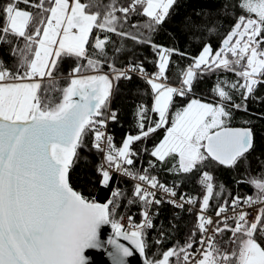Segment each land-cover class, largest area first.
I'll return each instance as SVG.
<instances>
[{"label": "snow or ice", "instance_id": "1", "mask_svg": "<svg viewBox=\"0 0 264 264\" xmlns=\"http://www.w3.org/2000/svg\"><path fill=\"white\" fill-rule=\"evenodd\" d=\"M177 0H3L0 3V50L9 48L14 58L8 67L0 60V264H89L87 250L107 253L111 264H128L133 249L144 255L146 231L154 228L153 205L167 202L183 208L196 204V198L181 195L176 188L160 182L149 169L167 167L176 175L190 179L199 175L206 194L196 213L195 229L188 240L163 251L162 258L147 264H264V174H251V155L255 149L252 127H229L233 110L247 112L246 101L257 86L264 85V0H238L222 4L225 14L238 7L242 13L223 39V46L214 51L204 44L198 56L180 69V84L171 86L167 73L173 54L185 56L178 49L152 43L143 36L124 30L132 14L147 18L143 25L155 32L170 16ZM31 9V10H29ZM95 9V10H94ZM119 14V15H118ZM200 15V14H198ZM185 27L196 31L211 30L207 23L189 18ZM103 32V38L94 33ZM114 34L138 43L151 44L158 60L156 71L148 74L142 63L129 61L116 67L115 57H109L106 46ZM22 44V46H21ZM124 51L123 48L116 52ZM68 58L67 85L60 91L59 102L49 95L54 90V72ZM107 65L109 72L103 71ZM234 73L237 80L219 79L213 93L219 99L213 103L190 98L177 110L169 124V113L175 98L189 97L199 79L208 73ZM146 80L153 97L150 107L137 106L136 135H127L117 147L107 133L109 121L118 120V112L110 107L117 83L131 80L132 74ZM241 95L237 103L234 95ZM258 98V97H257ZM155 113L158 119L149 118ZM250 124V121H245ZM166 135L151 150L148 168L135 169L139 151L132 145L147 140L158 129ZM91 133L90 149L102 154L96 166L99 184L108 188L114 175L132 179L135 183L127 205L139 203V223L129 209L127 227L118 216L125 197L119 187L111 189L104 203L89 199L74 190L69 172L80 159L79 150ZM256 159H260L256 157ZM245 180L256 189L255 196L243 199L235 196L230 204L217 207L216 222L205 215L214 196V176L206 170L214 166L240 170ZM128 166V167H126ZM221 191L224 185H219ZM157 192L164 197L157 198ZM253 208L252 213L241 205ZM227 205V207L225 206ZM231 208L232 215L227 212ZM251 216V219L249 218ZM233 221L230 224L228 221ZM223 225L221 227L220 225ZM110 226L113 235L102 238V229ZM163 227V226H162ZM173 224V228H175ZM231 235L223 242L217 236ZM165 235L164 231L160 236ZM120 241H127L131 247ZM161 239L155 243L159 245ZM194 243L199 247L194 248Z\"/></svg>", "mask_w": 264, "mask_h": 264}, {"label": "trees", "instance_id": "2", "mask_svg": "<svg viewBox=\"0 0 264 264\" xmlns=\"http://www.w3.org/2000/svg\"><path fill=\"white\" fill-rule=\"evenodd\" d=\"M104 2H107V0H104ZM118 2L123 3V0H118ZM225 2L232 3L238 2V0H177L173 9L170 10L169 18L166 19L165 23L157 31L149 33L143 27L148 22L147 18L138 14L130 16L129 22L124 25V30L138 34L137 28H139L143 36L149 38L152 43L169 49H178L180 52L186 54L185 56L173 54L169 66L170 70L167 73V82L171 86L178 87L180 84V69L186 68L191 63L190 58L198 56L204 44L211 45L213 50L216 51L221 41L233 27L237 16L239 14L247 15V13H242L238 7L235 11L229 9L228 13L225 14L224 11H221L222 4ZM0 3H3V0H0ZM189 18L197 23L209 24L211 30L201 29L194 33L192 29L185 27V22ZM133 24L137 25V28H133ZM94 33L101 38L106 35L97 30H94ZM107 35L111 37V40L106 46V51L109 57L116 58V67L123 68L131 61L133 63H142L148 74L156 71L158 57L151 44L138 43L132 39L121 38L114 34ZM118 48H123L124 51L117 53L116 49ZM0 60H3L8 67L13 66L14 58L9 54L7 46H3L2 50H0ZM70 67H72V63L66 58L59 65V71L54 72L55 86L54 90L49 94L54 102L58 100L60 90L67 85L66 75ZM103 71H110L106 64L103 66ZM218 78L239 79V77H236L231 72L217 71L204 75L199 79L194 92L189 97L175 98V103L169 113V124L167 126H171L175 112L186 106L190 98L201 99L203 102L208 103L217 101L219 98L214 95L213 87L218 82ZM234 99L237 103H240L241 95L236 93ZM140 104L148 107L151 106V88L143 77L133 73L131 80L121 79L117 83V88L110 105L111 108L118 112V120L116 122L109 121L107 131L109 135L113 136L117 147L122 146V142L127 135H136L139 132L136 110ZM246 104L247 112L233 110V119L229 122L228 126L253 128L255 133V149L250 157L252 165L251 174L253 176H261L264 174V85L257 86L256 92L249 97ZM149 118L155 120L158 119V116L155 113H149ZM245 121H250L251 123L246 124ZM165 135V128H160L147 140L135 142L132 148L139 151V156L134 158L136 163L132 167L141 172L147 169V161L154 158L150 157L143 149L147 147L151 150ZM91 139L92 135L89 133L85 139V143L89 145V148H81L79 150L80 159L76 161L74 167L69 172L71 186L85 197L95 199L99 203L106 202L110 196L111 189L119 186L124 191L125 197L121 201V207L117 210L118 216L127 217L130 209L134 215V221H138L141 217L139 203L127 205V197L131 195L134 186L132 179L114 175V180L108 188L101 187L98 182L100 177L96 172V166L100 164V153H97L95 149L89 150ZM256 157L260 159L258 160ZM170 167L171 165L167 167L158 166L154 170L149 169V171L151 175H156L160 182L165 183L170 188L175 187L178 183L179 187L176 188L177 193L185 197L196 198L195 207L199 210L202 198L206 194L205 189L198 182L199 175L185 179L183 178V174L176 175L173 171H168L167 168ZM246 167L247 165H243L239 171L223 166H214L211 169H206L214 176V196L210 198L207 213H215L218 206L223 205L225 201L230 202L237 195L242 199L246 196L256 195V189L250 183L246 181L237 183L238 180H245L243 169ZM221 184L224 185L223 191L219 188ZM225 206L227 207V205ZM157 210L158 215H153L154 228L146 231L147 247L144 254L147 261L161 259L163 251L177 245H183L188 240L190 231L196 230L195 221L197 212L192 211L188 213L164 202L154 208V212ZM173 224H175V228H173ZM220 226L223 227L222 224ZM161 231L165 233L163 237L160 236ZM196 232L197 235L193 238L194 241H198L199 239L198 230ZM230 235L231 233L225 232L221 236H217V241L222 243ZM158 238L162 241L159 245L155 243ZM195 246L196 243H194V248ZM262 246H264V243H262ZM170 264H175V257L170 258Z\"/></svg>", "mask_w": 264, "mask_h": 264}, {"label": "water", "instance_id": "3", "mask_svg": "<svg viewBox=\"0 0 264 264\" xmlns=\"http://www.w3.org/2000/svg\"><path fill=\"white\" fill-rule=\"evenodd\" d=\"M222 42L223 40L221 41L219 48L216 51H218L223 46ZM112 235L113 232L110 226H104V228L102 229V238L107 239L109 236ZM120 242L124 243L126 246L131 247V245H129L127 241ZM133 253L134 254L128 258V264H147L148 261L145 258V254L142 256L135 249H133ZM86 255L88 256L89 264H111L110 258L108 257L107 253L103 250L89 249L87 250Z\"/></svg>", "mask_w": 264, "mask_h": 264}, {"label": "built area", "instance_id": "4", "mask_svg": "<svg viewBox=\"0 0 264 264\" xmlns=\"http://www.w3.org/2000/svg\"><path fill=\"white\" fill-rule=\"evenodd\" d=\"M138 75V74H137ZM140 76V75H139ZM141 77V76H140ZM152 99H153V97H152ZM107 131V130H106ZM107 133H108V131H107ZM101 161H102V154H100V163H101ZM115 175H118V176H120L118 173L117 174H115ZM133 181V180H132ZM133 183H135L134 181H133ZM165 196V194L163 193V192H157V198L159 199V198H161V197H164ZM181 196V194H178L177 193V197L175 198V199H179V197ZM185 198H188V197H185ZM167 199H171V198H167ZM167 199H165L164 200V203H167V204H169V205H171V206H173V207H175L173 204H171V203H169V202H167ZM231 202V201H230ZM230 202H229V204H230ZM155 207H157V205H153V207H152V212H154V208ZM241 207L243 208V210H245V211H248L249 213H252V211H253V208H259L260 207V205H253V208H248L246 205H241ZM175 208H177V209H181V210H184V211H186V212H192V211H195V212H198L199 210L195 207V205H192V204H184V207L183 208H178V207H175ZM205 215H207V216H209V217H211V218H213V220L214 221H216V222H218L221 218L220 217H216L215 216V213H213V214H211V213H205ZM227 215L228 216H231L232 215V211H231V208L229 207V209H228V212H227ZM125 217V216H124ZM127 217H125V219L122 221V223H124L125 224V226L127 227V219H126ZM250 219H251V216L249 217ZM141 219H142V217H140V219L138 220V221H134V223H139L140 221H141ZM229 223H232L233 224V221H231V220H229L228 221ZM233 226H234V224H233ZM196 247H199V244L198 243H196V246H195V248Z\"/></svg>", "mask_w": 264, "mask_h": 264}, {"label": "rangeland", "instance_id": "5", "mask_svg": "<svg viewBox=\"0 0 264 264\" xmlns=\"http://www.w3.org/2000/svg\"><path fill=\"white\" fill-rule=\"evenodd\" d=\"M61 95H62V93L60 92L59 98H58V100H56L55 102H59V99L61 98ZM161 258H162V257H161Z\"/></svg>", "mask_w": 264, "mask_h": 264}]
</instances>
